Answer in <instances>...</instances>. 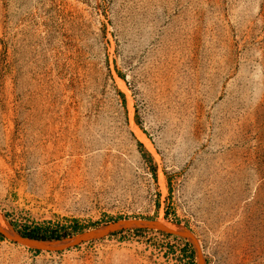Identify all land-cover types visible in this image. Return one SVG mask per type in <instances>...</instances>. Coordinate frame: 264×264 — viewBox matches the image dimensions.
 <instances>
[{
    "label": "rangeland",
    "instance_id": "obj_1",
    "mask_svg": "<svg viewBox=\"0 0 264 264\" xmlns=\"http://www.w3.org/2000/svg\"><path fill=\"white\" fill-rule=\"evenodd\" d=\"M0 215L63 240L177 222L204 264H264V0H0ZM0 264H200L128 228Z\"/></svg>",
    "mask_w": 264,
    "mask_h": 264
},
{
    "label": "water",
    "instance_id": "obj_2",
    "mask_svg": "<svg viewBox=\"0 0 264 264\" xmlns=\"http://www.w3.org/2000/svg\"><path fill=\"white\" fill-rule=\"evenodd\" d=\"M128 228H159L171 233L179 234L189 239L195 246L200 264H204V260L201 256L199 246L192 233L183 225L168 220H154V219H120L103 226H100L89 232L79 234L75 237H70L63 240H50V239H35L25 237L21 234L8 233L0 227V234L14 242L26 245L28 247L37 250L46 251H60L76 245H79L85 241L93 240L103 236L104 234L114 232L117 230Z\"/></svg>",
    "mask_w": 264,
    "mask_h": 264
},
{
    "label": "trees",
    "instance_id": "obj_3",
    "mask_svg": "<svg viewBox=\"0 0 264 264\" xmlns=\"http://www.w3.org/2000/svg\"><path fill=\"white\" fill-rule=\"evenodd\" d=\"M0 236H2L0 234ZM23 236L25 237H30V238H35V239H59V237H56V236H38L34 233H27V234H23Z\"/></svg>",
    "mask_w": 264,
    "mask_h": 264
},
{
    "label": "bare ground",
    "instance_id": "obj_4",
    "mask_svg": "<svg viewBox=\"0 0 264 264\" xmlns=\"http://www.w3.org/2000/svg\"><path fill=\"white\" fill-rule=\"evenodd\" d=\"M0 227L5 231H7L8 233H13L11 226L1 215H0Z\"/></svg>",
    "mask_w": 264,
    "mask_h": 264
}]
</instances>
